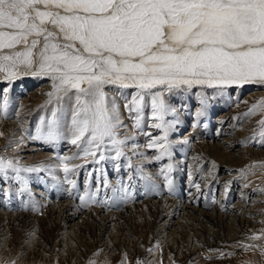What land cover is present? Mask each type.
Segmentation results:
<instances>
[{
  "label": "rangeland",
  "instance_id": "obj_1",
  "mask_svg": "<svg viewBox=\"0 0 264 264\" xmlns=\"http://www.w3.org/2000/svg\"><path fill=\"white\" fill-rule=\"evenodd\" d=\"M34 39L31 68L0 72V159L20 170L0 171V264H264V107L250 111L264 82L163 91L162 129L150 94L134 105L138 89L106 85L125 143L85 157L71 143L75 95L50 96L51 76L35 71L44 38L0 56Z\"/></svg>",
  "mask_w": 264,
  "mask_h": 264
},
{
  "label": "snow or ice",
  "instance_id": "obj_2",
  "mask_svg": "<svg viewBox=\"0 0 264 264\" xmlns=\"http://www.w3.org/2000/svg\"><path fill=\"white\" fill-rule=\"evenodd\" d=\"M48 23L70 43L51 42L55 33L44 26ZM0 29V50L27 44L29 36L44 38L35 71L51 76L50 96L75 95L71 143L83 142L85 157H96L105 140L125 143L117 138L119 111L114 102L109 107L106 85L138 89L134 105L150 94L161 121L155 127L162 129L168 111L163 91L264 82V0H0ZM38 43L34 39L31 48L0 56L6 80L18 74L17 60L32 67L29 58ZM258 107L264 101L250 111ZM56 115L53 111L52 124ZM260 124L264 127V120ZM48 135L54 136L51 129ZM122 155L117 148L116 157ZM104 159L101 153L99 160ZM9 168L20 171L0 159V171ZM64 171H69L66 163Z\"/></svg>",
  "mask_w": 264,
  "mask_h": 264
}]
</instances>
